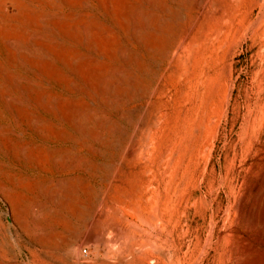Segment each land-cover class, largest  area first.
<instances>
[{
	"label": "rangeland",
	"instance_id": "1",
	"mask_svg": "<svg viewBox=\"0 0 264 264\" xmlns=\"http://www.w3.org/2000/svg\"><path fill=\"white\" fill-rule=\"evenodd\" d=\"M263 179L264 0H0V264H264Z\"/></svg>",
	"mask_w": 264,
	"mask_h": 264
},
{
	"label": "bare ground",
	"instance_id": "2",
	"mask_svg": "<svg viewBox=\"0 0 264 264\" xmlns=\"http://www.w3.org/2000/svg\"><path fill=\"white\" fill-rule=\"evenodd\" d=\"M261 181H262V180H261ZM261 185L264 186V179H263ZM263 186H261L262 188L258 186V189H257V192H258V198L261 197V199H262L261 193H262ZM263 201H264V198H263Z\"/></svg>",
	"mask_w": 264,
	"mask_h": 264
},
{
	"label": "built area",
	"instance_id": "3",
	"mask_svg": "<svg viewBox=\"0 0 264 264\" xmlns=\"http://www.w3.org/2000/svg\"><path fill=\"white\" fill-rule=\"evenodd\" d=\"M84 251L86 252L87 250L85 249Z\"/></svg>",
	"mask_w": 264,
	"mask_h": 264
}]
</instances>
